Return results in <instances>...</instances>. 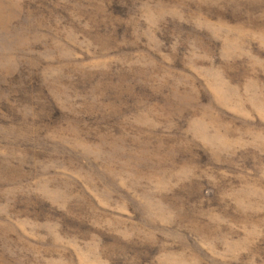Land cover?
<instances>
[{
  "label": "rangeland",
  "instance_id": "374dc122",
  "mask_svg": "<svg viewBox=\"0 0 264 264\" xmlns=\"http://www.w3.org/2000/svg\"><path fill=\"white\" fill-rule=\"evenodd\" d=\"M0 264H264V0H0Z\"/></svg>",
  "mask_w": 264,
  "mask_h": 264
}]
</instances>
